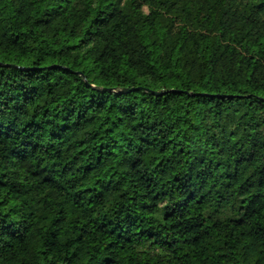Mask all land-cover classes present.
I'll return each instance as SVG.
<instances>
[{"label":"trees","instance_id":"1","mask_svg":"<svg viewBox=\"0 0 264 264\" xmlns=\"http://www.w3.org/2000/svg\"><path fill=\"white\" fill-rule=\"evenodd\" d=\"M0 264H264V0H0Z\"/></svg>","mask_w":264,"mask_h":264},{"label":"water","instance_id":"2","mask_svg":"<svg viewBox=\"0 0 264 264\" xmlns=\"http://www.w3.org/2000/svg\"><path fill=\"white\" fill-rule=\"evenodd\" d=\"M14 66V65H11ZM153 93L158 94V95H162L164 92L163 91H154Z\"/></svg>","mask_w":264,"mask_h":264}]
</instances>
